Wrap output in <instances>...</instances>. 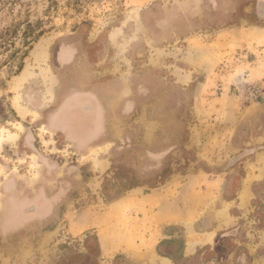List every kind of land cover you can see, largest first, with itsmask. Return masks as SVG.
<instances>
[{"label": "rangeland", "instance_id": "obj_1", "mask_svg": "<svg viewBox=\"0 0 264 264\" xmlns=\"http://www.w3.org/2000/svg\"><path fill=\"white\" fill-rule=\"evenodd\" d=\"M27 21L19 74L0 48V264H139L101 254L110 203L196 173L189 239L228 228L157 252L264 264V0H0L16 47Z\"/></svg>", "mask_w": 264, "mask_h": 264}, {"label": "crops", "instance_id": "obj_2", "mask_svg": "<svg viewBox=\"0 0 264 264\" xmlns=\"http://www.w3.org/2000/svg\"><path fill=\"white\" fill-rule=\"evenodd\" d=\"M204 177L207 175L203 173L184 176L177 185L174 183L175 178L150 192L133 190L110 203L103 215L106 225L97 229L101 254L105 256L115 250L126 253L139 264H173L169 257L160 255L156 250L160 240L159 228L171 225L182 227L186 233L182 253L184 257L196 254L199 246L213 245L218 231L228 228L224 222L197 233V239H189L188 234L194 223L187 193L207 191V185L206 189L205 186H193L194 183L200 184ZM96 220L95 223L99 219ZM92 223L90 219L89 224Z\"/></svg>", "mask_w": 264, "mask_h": 264}, {"label": "trees", "instance_id": "obj_3", "mask_svg": "<svg viewBox=\"0 0 264 264\" xmlns=\"http://www.w3.org/2000/svg\"><path fill=\"white\" fill-rule=\"evenodd\" d=\"M41 24V21L36 22V24L34 25L28 21L25 22L23 31H21V47H16L15 42H11L12 38L17 37V35H19V32L23 25L21 22L15 23L13 27L6 28L2 32H0V48H4L5 52L10 51L8 55V62L10 63L9 68H16L15 70H12V75H17L23 70L24 59L27 57L29 51L32 49V45L36 41H38V39L45 33V30L40 28ZM158 253L160 255L169 257L174 264H178L177 260L173 257V255L163 254L159 249ZM182 258L184 261L190 259L184 257L183 254Z\"/></svg>", "mask_w": 264, "mask_h": 264}]
</instances>
